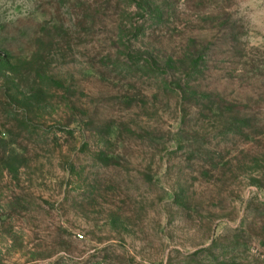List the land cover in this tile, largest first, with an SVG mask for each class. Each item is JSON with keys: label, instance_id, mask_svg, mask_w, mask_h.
<instances>
[{"label": "rangeland", "instance_id": "1", "mask_svg": "<svg viewBox=\"0 0 264 264\" xmlns=\"http://www.w3.org/2000/svg\"><path fill=\"white\" fill-rule=\"evenodd\" d=\"M0 56V264H264V0H0Z\"/></svg>", "mask_w": 264, "mask_h": 264}, {"label": "trees", "instance_id": "2", "mask_svg": "<svg viewBox=\"0 0 264 264\" xmlns=\"http://www.w3.org/2000/svg\"><path fill=\"white\" fill-rule=\"evenodd\" d=\"M200 51L184 52V55L181 57L182 63L186 65L185 69V76L188 75L189 77L201 75L203 72V67H207V58L201 56ZM46 57V56H45ZM36 59V57L29 59L27 62L22 63H10L7 58H3L0 56V75H2L6 80L9 79L10 83L17 82V77L20 72L27 74L25 77L26 79H19L20 81L17 82L18 87L15 88V92L18 91L19 82H26L32 87V91L36 94L39 98L42 99L46 97L48 93V82L52 79L49 78L46 73H44V59ZM172 60V59H171ZM179 60V59H177ZM189 68V69H188ZM202 69V70H201ZM189 72V74L187 73ZM188 80V79H187Z\"/></svg>", "mask_w": 264, "mask_h": 264}]
</instances>
